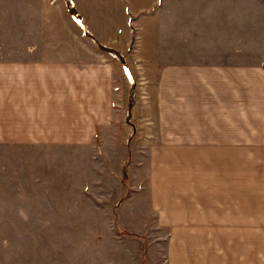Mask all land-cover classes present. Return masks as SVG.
Instances as JSON below:
<instances>
[{
    "label": "crops",
    "instance_id": "0c3cea01",
    "mask_svg": "<svg viewBox=\"0 0 264 264\" xmlns=\"http://www.w3.org/2000/svg\"><path fill=\"white\" fill-rule=\"evenodd\" d=\"M28 1L0 46V201L57 217L43 171L79 158L74 192L119 202L85 206V233L162 235L163 264H264V0L258 26L253 0H72L80 23Z\"/></svg>",
    "mask_w": 264,
    "mask_h": 264
},
{
    "label": "rangeland",
    "instance_id": "374dc122",
    "mask_svg": "<svg viewBox=\"0 0 264 264\" xmlns=\"http://www.w3.org/2000/svg\"><path fill=\"white\" fill-rule=\"evenodd\" d=\"M18 2L19 0H0V46L4 44L3 35H7L8 43L11 41L13 47L18 45L19 9L13 7ZM252 5L253 8L256 7L252 11L258 26L259 0H253ZM83 161L75 159L76 169L72 160L60 161L58 164L55 161L47 162L52 165L49 164L48 170L43 171L46 177L44 180L59 181L58 185L56 182L49 187V194L56 195L59 191L61 196L57 202L48 203L49 207L52 205L59 209L57 217L53 218L50 210L48 214L45 211L44 218L41 219V212L35 208L40 203H22L17 200L16 192L10 195L12 200L0 201V264H163L162 235L83 231L86 225L95 230L101 222L93 213L90 219L85 216V206L91 211L100 212L113 210L112 207L119 205L115 201V186L109 188L108 198L105 188L96 185L92 189L85 187L87 190L81 189L80 193L74 192L84 184ZM17 172L19 173V169ZM94 180L98 179L95 177ZM12 182L13 180L6 187V193L18 188ZM53 188H56L55 191H51ZM68 190L70 196H67ZM109 196L114 201H109ZM139 205L143 204L139 202L137 206ZM149 252L150 262H147L145 259Z\"/></svg>",
    "mask_w": 264,
    "mask_h": 264
},
{
    "label": "trees",
    "instance_id": "16d2710c",
    "mask_svg": "<svg viewBox=\"0 0 264 264\" xmlns=\"http://www.w3.org/2000/svg\"><path fill=\"white\" fill-rule=\"evenodd\" d=\"M65 1H66L67 5H68L69 12L71 13V15L76 18L78 23H80V19L77 17L76 12L74 11L72 0H65Z\"/></svg>",
    "mask_w": 264,
    "mask_h": 264
}]
</instances>
